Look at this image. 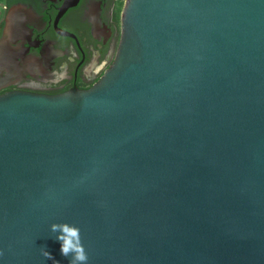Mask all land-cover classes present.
I'll use <instances>...</instances> for the list:
<instances>
[{
	"label": "water",
	"instance_id": "water-1",
	"mask_svg": "<svg viewBox=\"0 0 264 264\" xmlns=\"http://www.w3.org/2000/svg\"><path fill=\"white\" fill-rule=\"evenodd\" d=\"M63 223L87 264H264V0H126L92 88L0 95V264H68Z\"/></svg>",
	"mask_w": 264,
	"mask_h": 264
},
{
	"label": "flooded vegetation",
	"instance_id": "flooded-vegetation-1",
	"mask_svg": "<svg viewBox=\"0 0 264 264\" xmlns=\"http://www.w3.org/2000/svg\"><path fill=\"white\" fill-rule=\"evenodd\" d=\"M120 0L0 3V95L57 96L92 88L112 64Z\"/></svg>",
	"mask_w": 264,
	"mask_h": 264
},
{
	"label": "clouds",
	"instance_id": "clouds-1",
	"mask_svg": "<svg viewBox=\"0 0 264 264\" xmlns=\"http://www.w3.org/2000/svg\"><path fill=\"white\" fill-rule=\"evenodd\" d=\"M50 231L53 233L58 232L55 240L60 244V254L68 258L71 254V258L68 260V264H87V255L80 242V230L75 226H69L66 223L52 224ZM43 254L48 258H52L47 251H43Z\"/></svg>",
	"mask_w": 264,
	"mask_h": 264
},
{
	"label": "trees",
	"instance_id": "trees-1",
	"mask_svg": "<svg viewBox=\"0 0 264 264\" xmlns=\"http://www.w3.org/2000/svg\"><path fill=\"white\" fill-rule=\"evenodd\" d=\"M3 2H4V0H0V3H3ZM122 6H123V3L120 1L119 4H118V10H117L118 12L121 11Z\"/></svg>",
	"mask_w": 264,
	"mask_h": 264
},
{
	"label": "built area",
	"instance_id": "built-area-1",
	"mask_svg": "<svg viewBox=\"0 0 264 264\" xmlns=\"http://www.w3.org/2000/svg\"><path fill=\"white\" fill-rule=\"evenodd\" d=\"M123 4H124V2L126 1V0H120Z\"/></svg>",
	"mask_w": 264,
	"mask_h": 264
}]
</instances>
